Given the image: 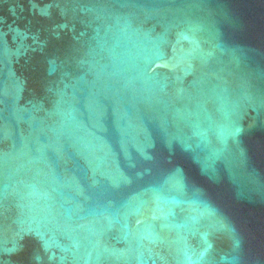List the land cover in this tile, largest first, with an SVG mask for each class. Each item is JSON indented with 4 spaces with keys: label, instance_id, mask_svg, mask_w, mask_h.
<instances>
[{
    "label": "water",
    "instance_id": "obj_1",
    "mask_svg": "<svg viewBox=\"0 0 264 264\" xmlns=\"http://www.w3.org/2000/svg\"><path fill=\"white\" fill-rule=\"evenodd\" d=\"M0 264H264V0H0Z\"/></svg>",
    "mask_w": 264,
    "mask_h": 264
}]
</instances>
